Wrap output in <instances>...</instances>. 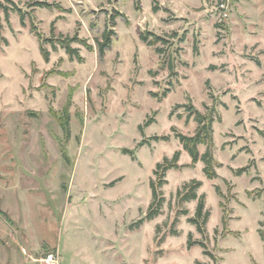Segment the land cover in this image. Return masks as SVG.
I'll list each match as a JSON object with an SVG mask.
<instances>
[{
  "label": "rangeland",
  "instance_id": "1",
  "mask_svg": "<svg viewBox=\"0 0 264 264\" xmlns=\"http://www.w3.org/2000/svg\"><path fill=\"white\" fill-rule=\"evenodd\" d=\"M13 1L27 15L23 24L18 11L6 18L0 9L4 256L32 254L37 264L50 252L58 264H264V0ZM32 1L52 7L33 9ZM107 30L112 45L101 56L97 40ZM148 32L166 42L147 45L140 34ZM75 35L93 46L72 43L83 61L55 42ZM189 105L214 119V179L201 159L189 166L176 138L196 132ZM162 135L170 140L152 139ZM178 150L181 168L166 173L162 213L132 228L146 216L157 163ZM192 179L202 181L211 212L206 235L188 221L197 201L177 197ZM191 233L214 257L200 244L188 248Z\"/></svg>",
  "mask_w": 264,
  "mask_h": 264
},
{
  "label": "trees",
  "instance_id": "2",
  "mask_svg": "<svg viewBox=\"0 0 264 264\" xmlns=\"http://www.w3.org/2000/svg\"><path fill=\"white\" fill-rule=\"evenodd\" d=\"M10 3V4H9ZM27 5L31 8L35 7H48L51 8L52 4L45 2V1H32L28 2ZM0 9H2L5 13L6 18L9 17L10 11H18L20 14V19L23 24H25V18H26V12H24L20 7H18L13 0H0ZM157 6L154 7V11H157ZM112 20L115 19L114 16L111 18ZM32 32L36 34V36L39 38L40 48L41 52L45 58V60H49L50 52L44 48V40L41 37V34L36 30L34 23H32ZM52 32L54 33V26H52ZM112 30H107L104 32L102 36V40H97L98 50L101 56L105 54L106 49H108L112 45V36H113ZM152 36V38H150ZM141 40L146 43L149 46H155L158 43L166 42L165 38L154 34V33H141L140 34ZM43 40V41H42ZM54 38H46V41H49L53 47H56L55 42L58 41L60 46L63 47L66 52L69 54L71 59L77 58L80 61H83V57L80 55V49L76 47H72V43L78 42L81 44H84L89 50H93V46L87 42L86 39L79 37L78 35H75L73 37L66 36L63 38H57L54 42ZM156 53L159 55H162L164 50L162 47L156 46ZM170 69L173 68V64H169ZM169 90L165 91L163 93V97L167 95ZM188 108V119L194 115V120L197 122L198 126L196 128V132L193 135H186L181 132H176V138L179 139V141L182 143L183 148L189 152V154L192 157V163L189 166H194L200 159L204 162V172L206 176L209 179H214L218 177L217 172L215 171L214 167V155L212 153V144H213V117L207 114H202L197 108H195L193 105L187 106ZM62 121V120H61ZM68 122V118H66L65 121H62V125L65 127V125ZM154 122V118H149L144 125H139V129L143 132L144 127L149 126ZM175 131V129H173ZM154 140H164L168 141L170 140V135H162V136H154L152 137ZM145 143H149V140H144L140 142V145H144ZM205 145L206 151L204 153H200L199 146ZM123 153L125 154H131V156L134 159V152L129 149H124ZM181 155V151L178 150L174 153L172 158L165 157L162 162H158L156 165V168L154 170V174L156 175L155 178H152L150 180V187L152 190V200L148 207L146 216L144 218H141L138 220L134 225H132V228L140 227L146 220H152L158 215H160L163 211V206L165 203V196L162 191L163 185H165L168 180L166 179V173L168 170L176 168H181V165L178 163L179 158ZM242 169H240V173L238 175L242 174ZM115 181L112 182L110 185H114ZM202 181L198 179H192L191 181H188L182 185L181 188L177 191V197L179 201H197L195 214L192 217L188 218V221L195 225L198 232L202 235H206L207 232V223L209 221V217L211 215V212L209 209L206 208V201H205V195L199 194V189L202 186ZM217 191H220L219 187H216ZM185 215L188 214V211L183 212ZM223 218V222H225ZM173 234H177L175 230H173ZM260 234L262 236V239L264 240V232L260 230ZM195 244H200L204 248V254L210 255L214 257V254L207 250L206 243L204 241H195L192 238V233L189 235L188 239V248H191Z\"/></svg>",
  "mask_w": 264,
  "mask_h": 264
},
{
  "label": "crops",
  "instance_id": "3",
  "mask_svg": "<svg viewBox=\"0 0 264 264\" xmlns=\"http://www.w3.org/2000/svg\"><path fill=\"white\" fill-rule=\"evenodd\" d=\"M4 227H6L5 224H3V229L5 230L6 228ZM0 240H1V237H0ZM12 243L10 244L11 247H14L16 249L20 247V245L17 243H14V241ZM0 244H1L0 245V264H37L36 257L35 255H32V254L30 255L25 254L23 257H20L17 255L8 253L7 255L4 256L3 253L5 252L6 247L1 242Z\"/></svg>",
  "mask_w": 264,
  "mask_h": 264
},
{
  "label": "built area",
  "instance_id": "4",
  "mask_svg": "<svg viewBox=\"0 0 264 264\" xmlns=\"http://www.w3.org/2000/svg\"><path fill=\"white\" fill-rule=\"evenodd\" d=\"M42 261L45 262V264H58V258L55 252L48 253L45 257L42 258Z\"/></svg>",
  "mask_w": 264,
  "mask_h": 264
}]
</instances>
